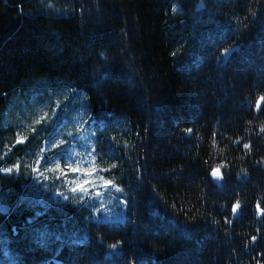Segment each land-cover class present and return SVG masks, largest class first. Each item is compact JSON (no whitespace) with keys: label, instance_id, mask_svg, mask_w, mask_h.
<instances>
[{"label":"trees","instance_id":"obj_1","mask_svg":"<svg viewBox=\"0 0 264 264\" xmlns=\"http://www.w3.org/2000/svg\"><path fill=\"white\" fill-rule=\"evenodd\" d=\"M74 97L123 222L43 201ZM0 264H264V0H0Z\"/></svg>","mask_w":264,"mask_h":264},{"label":"rangeland","instance_id":"obj_2","mask_svg":"<svg viewBox=\"0 0 264 264\" xmlns=\"http://www.w3.org/2000/svg\"><path fill=\"white\" fill-rule=\"evenodd\" d=\"M59 104H64L61 112L57 108ZM55 120L57 121L52 124L54 127L49 135H42L46 149L60 151V145L66 144V150L62 153L64 156L59 154L53 158L54 167L51 172L37 175L45 184L43 201L47 202L51 195H56L51 191L55 186L56 190L61 189L66 194V200L84 204L90 209L96 221L105 223L125 221L128 216V204L124 193L122 192L121 197V190L111 183L106 187L105 184L109 181L96 166L95 134L85 99L64 98L55 105L49 121L43 119L41 124L45 127L52 126L51 122ZM63 164L68 165V171L63 169ZM73 169H79V173H75ZM88 172L94 175H86ZM85 181L89 183L85 184ZM75 184L77 191L74 192L72 187ZM81 185H84L82 189ZM68 195L72 196L67 198Z\"/></svg>","mask_w":264,"mask_h":264},{"label":"snow or ice","instance_id":"obj_3","mask_svg":"<svg viewBox=\"0 0 264 264\" xmlns=\"http://www.w3.org/2000/svg\"><path fill=\"white\" fill-rule=\"evenodd\" d=\"M246 147L248 148L249 145H246ZM73 171H74L75 173H77V174L79 173V169H73ZM86 175L91 176V175H94V173H92V172H88V173H86ZM212 175H213V177L221 176L220 170H219V169H215V170L213 171ZM87 183H89V181H85V184H87ZM110 183H111V182L106 183L105 186H106V187L109 186ZM83 187H84V185H81V186H80L81 189H82ZM73 191L75 192V191H77V189L74 188ZM238 207H239L238 204H234L233 207H232V211H233V212H236V210H237ZM252 239H253V241H254V240L256 239V237H253Z\"/></svg>","mask_w":264,"mask_h":264},{"label":"bare ground","instance_id":"obj_4","mask_svg":"<svg viewBox=\"0 0 264 264\" xmlns=\"http://www.w3.org/2000/svg\"><path fill=\"white\" fill-rule=\"evenodd\" d=\"M36 168V167H35ZM37 174V173H36Z\"/></svg>","mask_w":264,"mask_h":264}]
</instances>
